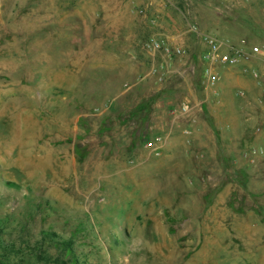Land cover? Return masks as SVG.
<instances>
[{"label": "rangeland", "instance_id": "rangeland-1", "mask_svg": "<svg viewBox=\"0 0 264 264\" xmlns=\"http://www.w3.org/2000/svg\"><path fill=\"white\" fill-rule=\"evenodd\" d=\"M197 32L261 53L206 87ZM0 229L2 264H264V0H0Z\"/></svg>", "mask_w": 264, "mask_h": 264}, {"label": "built area", "instance_id": "built-area-1", "mask_svg": "<svg viewBox=\"0 0 264 264\" xmlns=\"http://www.w3.org/2000/svg\"><path fill=\"white\" fill-rule=\"evenodd\" d=\"M200 41L204 44L205 50L202 54V59L206 62L204 67V77H205V86L209 87L214 85L218 78L214 66L219 65H236L240 62L241 59L247 60L250 55H257L261 53V49L258 45H251L248 52L231 51L232 47L228 44L227 41L215 36H211L206 33L197 32ZM145 45L152 50H164L167 54H180L182 48L179 45L172 44L169 41L156 36L155 34L151 35L148 40H146ZM248 68L245 67V70ZM152 71L155 74L156 69L152 68ZM254 76H258L257 72L251 70ZM162 75L159 74V78ZM183 110H187V106L184 105Z\"/></svg>", "mask_w": 264, "mask_h": 264}, {"label": "trees", "instance_id": "trees-1", "mask_svg": "<svg viewBox=\"0 0 264 264\" xmlns=\"http://www.w3.org/2000/svg\"><path fill=\"white\" fill-rule=\"evenodd\" d=\"M1 229H0V247L4 250V248L6 249H11L13 250L14 249V244H7L4 242L3 239H1ZM44 233V237H48L50 240L53 241L54 244H58L62 249L63 251H65V253H68V252H71L72 251V247H71V242L69 240H61L59 242H57L55 240V236L56 234L54 232H42ZM18 251L19 252H22V248H18ZM34 251V256L35 258L37 259L36 261H39V262H45V263H50V262H53V263H62V264H68L67 261L65 260H60L59 256H57L55 259L56 260H51V256L47 253V252H42V251H38V250H35L33 249ZM4 256V255H3ZM58 261H61V262H58ZM3 262H0V264H2Z\"/></svg>", "mask_w": 264, "mask_h": 264}]
</instances>
